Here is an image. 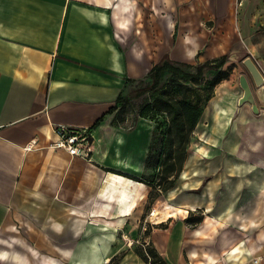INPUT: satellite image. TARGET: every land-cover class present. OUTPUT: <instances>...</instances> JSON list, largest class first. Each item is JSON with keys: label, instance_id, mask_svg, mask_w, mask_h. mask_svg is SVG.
<instances>
[{"label": "crops", "instance_id": "0c3cea01", "mask_svg": "<svg viewBox=\"0 0 264 264\" xmlns=\"http://www.w3.org/2000/svg\"><path fill=\"white\" fill-rule=\"evenodd\" d=\"M164 8L160 24L135 0H0V264H54L94 249L92 264H106L122 250L92 241L98 232L114 236L138 210L117 189L127 186L124 173L146 174L156 129L125 112L129 100L117 104L118 97L138 88L165 54L192 64L213 58L190 35L176 48L172 0ZM244 92L240 85L216 96L220 143H197L202 155L189 149L173 188L157 199L185 212L183 221L205 208L225 220L207 252L153 227L148 236L169 264H264V87L253 90L255 102H241ZM203 111L195 135L203 124L215 129ZM58 123L92 128V162L50 146ZM149 188L144 183L139 192ZM78 240L87 243L57 249ZM122 255L120 264H149L134 248Z\"/></svg>", "mask_w": 264, "mask_h": 264}, {"label": "rangeland", "instance_id": "374dc122", "mask_svg": "<svg viewBox=\"0 0 264 264\" xmlns=\"http://www.w3.org/2000/svg\"><path fill=\"white\" fill-rule=\"evenodd\" d=\"M135 1L136 4H141L144 16L145 14H149L150 10L156 12L161 24L162 14L166 13L164 6L167 1L169 2L171 0ZM172 2L173 10L171 14L175 21V45L177 49L179 40L182 37L184 38L190 35L193 46L200 47V54L203 53L208 58H217V56L222 54H228V61L224 66V70L228 71L229 74L213 88L210 83L212 77L216 74L215 70L207 71L200 85H194L187 78L179 75H174L173 77V80L189 81L199 89L204 98H207L203 100L204 109L207 108L208 115L213 118L212 122L214 123L215 129L203 124L198 129V135H195L193 132L192 136L196 137H194L191 143L189 142L188 152L190 149L192 153H196L197 151L199 152L197 143L204 142L209 144V141L220 143L223 135L221 119L217 116L218 103L216 102H218L219 96H216L218 94L224 96L227 95V91L234 92L241 85L242 76L248 79L252 92L253 90L256 92L257 88L264 87V83L257 84L250 68L245 62L246 59L250 58L255 62L264 77V0H172ZM170 77V72L164 73L161 78V85H166ZM149 83L151 81L147 79L142 81V85ZM153 95L154 91H149L137 97L135 96V90H132L131 93L125 96L130 104L129 108L125 109V112H129L131 117H134L136 115L135 113H138L144 104L153 101ZM176 96L181 97L178 93H176ZM189 97H192L191 99L193 100L197 98V96L192 94ZM162 130H165L164 126ZM161 138V131L156 130L154 140L151 143L153 145L152 154H155L159 149V140ZM153 168L154 163L151 164L146 171V175H144L148 179H153V176L156 174ZM115 178H117L116 175ZM127 179L124 194H126L125 197L133 199L138 196L137 193L140 191L141 185L140 182H135L130 178ZM141 194L143 196L138 202L139 208L126 221L124 228H119V231L114 236H107L101 234L103 232H98L97 238L92 241L94 245L97 244V246H101L100 248L104 247L107 249L117 247L118 245L124 251L128 248L142 250L144 247H149V244L153 242L151 236L149 237L146 233V230L150 226L153 229L154 226L156 228L159 227V231L165 236L175 235L179 237V239L187 243L189 248L192 247L194 252L197 251L196 247L199 244L200 246L204 245L206 252L212 250L214 242L210 241L214 239V231L218 233L219 220H221V223L222 221L225 222L223 217H216L209 211H206V208L203 210L205 214L199 213L197 211L199 209H196L194 210L195 214H202L203 221L197 226L189 225L183 221L185 212L179 214L182 210L173 209L167 198H164L162 201L157 200L159 196H162V192L152 191V188H149L148 194L146 193V189H142ZM163 219L167 221H159ZM160 222H163V225H160ZM103 224L101 223L99 227ZM106 225L108 226V224ZM201 229H204V232L197 233ZM83 243H87V241H62L58 243L60 244V248L57 249L62 253L63 248H70L71 250L78 249ZM33 245L35 244L33 243ZM95 250L92 252L93 255L87 254L71 258H61L58 256L55 257L56 261L54 259H51V261L54 264H92L95 258L99 256L94 253ZM122 250L113 255H122L124 253ZM110 258H107L108 262L111 260ZM30 261L31 264H42V261L39 259H30ZM45 264H48V262L45 261ZM194 264L196 263L194 262Z\"/></svg>", "mask_w": 264, "mask_h": 264}, {"label": "trees", "instance_id": "16d2710c", "mask_svg": "<svg viewBox=\"0 0 264 264\" xmlns=\"http://www.w3.org/2000/svg\"><path fill=\"white\" fill-rule=\"evenodd\" d=\"M227 61L228 54H222L217 58L208 59L198 64L173 60L170 54H165L159 62L154 64L145 78L151 83L142 85V81L145 79H141L140 85L134 90L137 97L149 91H154L153 101L144 104L138 113L142 117L151 119L155 123V129L161 131L162 134V138L159 140V149L155 154H152L153 145L150 144V151L146 159L147 169L154 163L153 169L156 174L153 179H148L144 175L136 177L111 170L148 184L151 186L152 191L164 193L173 188L187 161L189 142L203 116V100L207 99L190 82L194 85H200L207 71L215 70L216 74L212 77L210 84L212 88L217 86L229 74L228 71L224 70ZM169 72L171 74L169 82L162 86L161 78L164 73ZM174 75L187 78L190 82L173 80ZM176 93L180 94L181 97L176 96ZM191 94L197 96V98L195 100L191 99L192 97H189ZM125 100L127 98L120 95L117 104ZM116 108L117 106L113 107V110ZM163 126L165 130H162ZM198 212L202 213L203 210L199 209ZM184 221L186 224L197 226L203 221V215L195 214L191 210ZM160 225H163V222H160ZM151 230L152 226L147 228L146 233L150 234ZM151 244H149V247L142 248V250L136 248V252L151 264H169ZM122 256L113 255L108 264H120Z\"/></svg>", "mask_w": 264, "mask_h": 264}, {"label": "built area", "instance_id": "2783aa9c", "mask_svg": "<svg viewBox=\"0 0 264 264\" xmlns=\"http://www.w3.org/2000/svg\"><path fill=\"white\" fill-rule=\"evenodd\" d=\"M55 139L50 143L52 148L63 149L72 157H81L89 162L93 161V153L96 149V138L92 128L78 125L58 123L52 125ZM37 140H31L25 149H31ZM109 263V262H108ZM151 264V262H148Z\"/></svg>", "mask_w": 264, "mask_h": 264}, {"label": "water", "instance_id": "95a60500", "mask_svg": "<svg viewBox=\"0 0 264 264\" xmlns=\"http://www.w3.org/2000/svg\"><path fill=\"white\" fill-rule=\"evenodd\" d=\"M246 64L248 65V67L250 68L257 84H262L264 83V77L261 74L260 70L258 69L257 65L255 64V62H253L250 58L245 60ZM241 85L244 88L245 92H244V96L241 99V102L247 101V100H251L252 102L254 101V97L252 94V90H251V85L248 81L247 78H245L244 76L241 77ZM254 109H257L256 104L254 103Z\"/></svg>", "mask_w": 264, "mask_h": 264}, {"label": "bare ground", "instance_id": "6f19581e", "mask_svg": "<svg viewBox=\"0 0 264 264\" xmlns=\"http://www.w3.org/2000/svg\"><path fill=\"white\" fill-rule=\"evenodd\" d=\"M140 185H141V187L143 188L144 187V182H142V183H140ZM111 190V189H110ZM124 191H125V188H121V189H117V193L120 195V197L121 198H125V195L126 194H124ZM142 192H138L137 194H138V196L137 197H134L132 200H131V202H130V204H129V207H128V209L130 210V211H133V209L136 207V205L138 204V202H139V200L141 199V197L143 196L142 194H141ZM111 222H107V223H105V224H108V226H110L111 224H110ZM108 259H106V261H107Z\"/></svg>", "mask_w": 264, "mask_h": 264}]
</instances>
